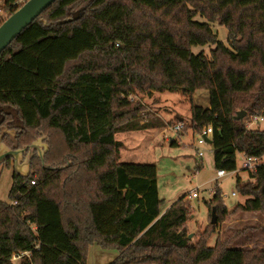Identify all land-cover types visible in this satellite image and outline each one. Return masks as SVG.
<instances>
[{
  "label": "trees",
  "instance_id": "1",
  "mask_svg": "<svg viewBox=\"0 0 264 264\" xmlns=\"http://www.w3.org/2000/svg\"><path fill=\"white\" fill-rule=\"evenodd\" d=\"M0 1L1 25L26 0ZM214 22L228 28V43ZM258 63L264 0H55L0 53V142L29 147L42 134L49 142L44 161L36 153L29 176L15 170L9 200L0 199V264H13L17 249L33 251L21 264H87L95 243L118 249L116 264H264V248L237 245L256 240L250 230L264 234L263 223L214 246L192 243L188 205L180 199L163 212L156 165L122 161L116 137L165 122L150 114L142 123L132 93L181 92L193 101V130L213 126L218 159H262L264 129L234 117L243 108L264 117V86L249 68ZM200 89L208 107L193 99ZM228 124L236 135L223 146ZM5 128L16 132L2 138ZM237 187L247 198L232 211L215 192L218 223L264 216V163Z\"/></svg>",
  "mask_w": 264,
  "mask_h": 264
},
{
  "label": "rangeland",
  "instance_id": "2",
  "mask_svg": "<svg viewBox=\"0 0 264 264\" xmlns=\"http://www.w3.org/2000/svg\"><path fill=\"white\" fill-rule=\"evenodd\" d=\"M76 13L79 15V11ZM196 18L204 20L201 15H197ZM212 25L219 38L228 43V28L219 22H214ZM201 49V46L193 47L195 52ZM210 49L209 46L204 48L208 54H210ZM257 65H255V68H251V64H249V68L254 73H260L257 75L259 80L256 86L260 88L264 86V65L260 63ZM197 93L198 97H193L194 101L205 107L207 98L209 100L208 90L200 89ZM130 99L140 101L143 108L141 115L144 116L142 123L149 124L152 122L150 114H155L158 118H161V115L165 122L163 126L159 127L118 132L116 137L123 142L120 159L122 161L153 163L156 165L159 194L162 199L161 208L166 210L176 201L183 199L188 205L189 215L186 229L192 243L196 244L202 240H207L209 245L214 246L219 236L225 238L228 233H232L233 229L241 228L244 224H264V216L259 218L256 213L241 214L242 219L229 217L217 225H213L211 222L215 192L221 191L228 211H232L238 203L245 202L247 197L239 192L237 182L239 179L247 180L251 169L243 168L244 161L247 159V156L243 153H237L234 161L218 159L214 142L199 144V132L194 131L191 127L193 101L189 96L181 92L155 91V94L152 95L141 92L132 93ZM7 109L14 112L10 108ZM260 115L256 116L253 112L248 111L243 121L248 128L264 129V118L262 119ZM147 119H151L150 122H147ZM155 121L157 122V120ZM179 121H183L185 127L181 131H175L173 125ZM251 122L253 123L251 124ZM153 124L157 125L155 122ZM7 130L11 134L16 132L15 129H3V131ZM220 133L223 146L230 141H234L236 134L231 124L224 127ZM34 141H37L38 147L43 150L45 159V154L49 149L47 135H39ZM172 141H176V144ZM199 146L205 149L203 155L197 153L196 148ZM36 150L38 149L33 150V155L35 153L39 155ZM221 156L222 154H219V157ZM11 159L10 167L6 160L0 165V199L5 201L10 198L14 171L16 170L14 159L12 157ZM27 159L28 153H24L21 163L25 164ZM253 162L254 164L264 163V157L254 159ZM220 167H224L228 174L219 178L217 173ZM24 169L26 168L24 167ZM31 172L32 167L30 166V174ZM194 191L198 193L196 197L192 195ZM234 192L236 193L234 194ZM252 232L250 239L254 238L255 241L249 242L250 240L248 241V238L243 236L237 245L264 248V234L254 232V230L248 231V233ZM119 255L118 249L105 248L95 243L91 245L87 256V264H116ZM14 264L20 263L18 261Z\"/></svg>",
  "mask_w": 264,
  "mask_h": 264
},
{
  "label": "water",
  "instance_id": "3",
  "mask_svg": "<svg viewBox=\"0 0 264 264\" xmlns=\"http://www.w3.org/2000/svg\"><path fill=\"white\" fill-rule=\"evenodd\" d=\"M55 0H26L15 12L9 15L0 25V53L5 47H7L22 31L25 29L34 19H36L49 5H51ZM77 13L75 17H77ZM61 20L59 22H64ZM248 114L246 109L238 110L235 114V119L243 120ZM7 131H3L1 137ZM209 142H213V139L208 138ZM38 149L39 155L44 160V152L38 147L37 141H34L29 147L13 149L9 147L3 141L0 142V165L9 157L15 159L16 171L23 176H28L30 174L31 160L33 157V150ZM28 150V159L25 164L21 163V158L24 152ZM24 167L26 169H24ZM211 222L213 224L218 223L217 208H212V218Z\"/></svg>",
  "mask_w": 264,
  "mask_h": 264
},
{
  "label": "built area",
  "instance_id": "4",
  "mask_svg": "<svg viewBox=\"0 0 264 264\" xmlns=\"http://www.w3.org/2000/svg\"><path fill=\"white\" fill-rule=\"evenodd\" d=\"M262 119L264 117H261ZM253 122H251L252 124ZM250 124V125H251ZM185 127V123L183 121H179L177 123H175L173 125V129L175 131H181L183 128ZM214 137V128L212 125H207L205 127H203V129L199 132V144L202 145V144H206V143H209L208 141V138L210 139H213ZM197 149V153L199 155H203L204 154V148H202V146H199L196 148ZM247 156V159L244 161V164H243V168L245 169H253V168H256V166L258 164H254L253 160L254 159H259V158H256V157H253V156H250L246 153H243ZM228 174V171L224 168H220L218 169V173H217V176L220 178V177H223L225 175ZM35 182V181H33ZM236 192H234L235 194ZM194 197H196L198 195L197 191H194L193 194H192ZM38 248V247H37ZM32 250H21V249H17V250H14L13 251V254L10 258V262L11 263H15V262H18L21 264L22 261L26 258V257H31L32 256ZM33 264V263H32Z\"/></svg>",
  "mask_w": 264,
  "mask_h": 264
},
{
  "label": "crops",
  "instance_id": "5",
  "mask_svg": "<svg viewBox=\"0 0 264 264\" xmlns=\"http://www.w3.org/2000/svg\"><path fill=\"white\" fill-rule=\"evenodd\" d=\"M152 94H155V91H154ZM152 94H151V95H152ZM195 97H198V93H197V92L194 94V98H195ZM206 102H207V104L205 105V107H208V106L210 105L208 98H207ZM157 115H158V114H157ZM160 117H161L162 119H164L161 115H160ZM164 120H165V119H164ZM167 209H168V208H167ZM164 211H166V210H163V212H164Z\"/></svg>",
  "mask_w": 264,
  "mask_h": 264
},
{
  "label": "flooded vegetation",
  "instance_id": "6",
  "mask_svg": "<svg viewBox=\"0 0 264 264\" xmlns=\"http://www.w3.org/2000/svg\"><path fill=\"white\" fill-rule=\"evenodd\" d=\"M7 133H9V130H7L6 134H7ZM14 134H15V133H14ZM14 134H13V135H14ZM22 148H23V147H22ZM27 152H28V150H27L26 152H24V153L27 154ZM36 152H38V150H36ZM35 154H36V153H35ZM33 157H34V155H33ZM33 157H32V159H33ZM9 158H11V157H9ZM12 158H13V157H12ZM13 159H14V158H13ZM14 162H15V159H14ZM31 162H32V160H31Z\"/></svg>",
  "mask_w": 264,
  "mask_h": 264
}]
</instances>
